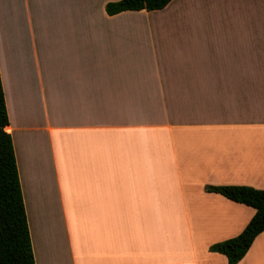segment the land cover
<instances>
[{
  "label": "crops",
  "instance_id": "0c3cea01",
  "mask_svg": "<svg viewBox=\"0 0 264 264\" xmlns=\"http://www.w3.org/2000/svg\"><path fill=\"white\" fill-rule=\"evenodd\" d=\"M0 0L36 264H228L264 190V0ZM238 264H264V232Z\"/></svg>",
  "mask_w": 264,
  "mask_h": 264
},
{
  "label": "trees",
  "instance_id": "16d2710c",
  "mask_svg": "<svg viewBox=\"0 0 264 264\" xmlns=\"http://www.w3.org/2000/svg\"><path fill=\"white\" fill-rule=\"evenodd\" d=\"M172 0H120L108 3L110 16L127 11H157ZM9 117L0 76V264H36L26 208L16 162L14 144L6 128ZM206 191L256 210L244 231L210 247L211 252L227 257L228 264H238L254 240L264 232V190L248 186H208Z\"/></svg>",
  "mask_w": 264,
  "mask_h": 264
}]
</instances>
